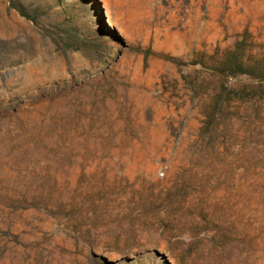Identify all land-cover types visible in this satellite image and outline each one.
<instances>
[{
  "label": "rangeland",
  "instance_id": "1",
  "mask_svg": "<svg viewBox=\"0 0 264 264\" xmlns=\"http://www.w3.org/2000/svg\"><path fill=\"white\" fill-rule=\"evenodd\" d=\"M0 264H264V0H0Z\"/></svg>",
  "mask_w": 264,
  "mask_h": 264
},
{
  "label": "trees",
  "instance_id": "2",
  "mask_svg": "<svg viewBox=\"0 0 264 264\" xmlns=\"http://www.w3.org/2000/svg\"><path fill=\"white\" fill-rule=\"evenodd\" d=\"M20 12L23 14L24 12H23V10H20Z\"/></svg>",
  "mask_w": 264,
  "mask_h": 264
}]
</instances>
